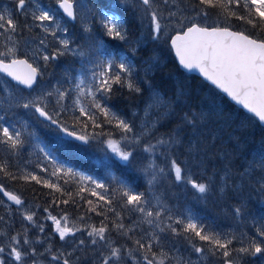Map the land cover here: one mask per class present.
<instances>
[{
	"label": "trees",
	"instance_id": "trees-1",
	"mask_svg": "<svg viewBox=\"0 0 264 264\" xmlns=\"http://www.w3.org/2000/svg\"><path fill=\"white\" fill-rule=\"evenodd\" d=\"M71 1L82 6L74 23L68 22L59 13L57 0H29L24 12L16 9V0H0V14L11 16L18 26L12 32L13 36L17 41L26 38L33 41L32 50L35 53L31 56H36L42 67V75L32 90H25L6 80L16 92L28 94L32 99L43 94L39 103L42 107L47 105L49 113L59 112L56 118L71 130L79 133L83 128L84 133L95 136L90 145L95 140L119 139L126 134L116 126L115 121L105 122L107 118L92 107L93 97L87 94L89 88L95 91L99 84V78L93 73L100 72L97 65L104 59L95 52L94 40L89 37L102 39L111 50L113 60L119 63V57L127 58L131 65L129 78L140 88V92L130 91L126 84H115L109 96L96 93V98L118 118L127 121L137 134H143L145 129L140 125L147 123L150 135H144L142 145L133 149L135 159L131 167L113 158L110 163L102 164L100 161L108 159H97L90 155L87 151L90 145L85 146V152L57 150L48 122L39 117L34 109L13 106V99L0 91V116L4 117L0 123L14 126L10 127V131H20L23 141L16 148L0 143V165H5L10 174L0 172V184L22 200L21 205L13 206L0 194V240L19 234L18 238L23 241L26 234L30 245L21 244V247L25 250L35 248L39 261L45 258L42 254L59 255L60 252L64 253L62 258L68 259L70 264H101L103 257L109 255L110 246L121 249L118 264H146L145 255L153 259L154 264H159L161 259L171 261L174 247L188 243L202 248L208 260L217 264L227 261L232 264H264L258 256H247L237 251L247 246L250 238L261 239L257 230L264 229V189L260 187L261 177L264 176L261 168L264 127L200 78L183 72L175 61L168 39L172 33L185 29L182 25L191 22L228 27L235 32L243 31L252 38H264V31L237 20L219 6L205 8L208 16L202 17L201 21L181 16L180 13L170 16L169 2L189 8L188 13L192 14L202 7L198 0H167V3L165 0H153L151 9L161 14L162 25H167L165 34L160 41L149 40L133 50V45L112 41L104 35L100 13L118 16L128 29L131 40L135 41L142 39V33L146 35L151 27L150 16L145 12L147 6L139 0H132L126 5L119 4L118 0ZM230 7L238 15H247V9L242 4ZM40 10L54 14L55 22L41 25L33 20L32 14H39ZM147 12L150 13L148 9ZM45 28L49 31L45 32ZM86 28L92 31L89 33L85 31ZM41 40L44 44L40 43ZM61 40L69 41L68 49H64ZM16 44L25 46L19 42ZM56 50L64 54L47 62L42 59ZM77 84L84 89V94L76 87ZM57 89L66 93L62 100H59ZM48 92L53 94L48 96ZM81 107L87 113L95 114L99 127H93L88 116L81 115ZM147 107L150 108L145 113ZM186 113L204 114L194 138L192 129L181 121ZM78 121L79 126L73 127ZM84 123L87 127H84ZM178 127L184 128L178 143L157 144L160 139L168 140L169 134ZM189 140L192 141L191 149ZM130 144L127 143L128 146ZM144 144L156 145L157 152L153 155L145 152L142 148ZM45 152H50L51 158ZM173 159L183 169L182 174L207 184L209 191L199 195L185 182L186 189L183 190V185L177 182L170 167ZM151 162L155 165V171H164L159 175L151 173L152 170L148 168ZM246 168L249 169L248 174L239 176ZM58 169L57 175H52ZM67 169L72 172L65 174ZM31 175L39 177L41 183L30 179ZM153 175L156 176L155 180L152 179ZM25 176L29 178L24 179ZM83 176L91 179L83 180ZM93 180L105 187L96 188ZM43 181L55 184L60 190L46 187ZM125 186L144 193L147 200L144 207L146 211L153 212L152 217H146L145 213L136 211L132 205H126V197L122 195ZM81 188L84 191H80ZM93 189L99 195H92ZM151 195L159 197L162 202L159 216L155 215ZM100 196L104 199L101 200ZM237 207L242 209L240 214L235 212ZM49 213L57 219L66 216L71 228L82 230L84 236L93 226L99 228L106 225V239L84 237V245L80 246V239L69 244L65 241V248L60 251L63 245L59 243L47 218ZM26 215H33V220L25 219ZM189 218L205 232L220 236L222 241L231 239L230 255L224 257L223 249L212 248L193 233H184L183 225L176 221L187 223ZM148 220L152 223H148ZM117 224H123L124 228L117 229ZM40 226H43V232ZM172 228H176L180 234L172 232ZM93 239L97 240L96 244H92ZM136 240L146 247L140 249ZM149 244L151 251L147 249ZM67 252H71V255H67ZM29 258L32 261V256Z\"/></svg>",
	"mask_w": 264,
	"mask_h": 264
},
{
	"label": "snow or ice",
	"instance_id": "snow-or-ice-1",
	"mask_svg": "<svg viewBox=\"0 0 264 264\" xmlns=\"http://www.w3.org/2000/svg\"><path fill=\"white\" fill-rule=\"evenodd\" d=\"M118 2L121 5H126L130 0H118ZM139 2L142 5L147 6V9H150L153 4V0H139ZM28 3L29 0H16V9L20 12H24ZM57 3L59 8L63 9L68 17H71L73 20L76 19L73 12V4L70 0H57ZM165 3H167V0H165ZM198 3L202 7L199 11H196L195 15L197 17H207L208 12L204 10L205 8L219 6L237 20L243 21L251 25L253 28H259L261 31H264V0H226V2H223V0H198ZM241 4L244 9H247V15H238L237 12L230 7L231 5L239 7ZM147 9H145V12L150 16L151 27L148 29L146 35L142 33V39H137L135 41L131 40L128 29L124 26V23L118 16H109L107 13L101 12L100 26L104 29V35L111 38L112 41H120L133 45V50L146 44L149 40L160 41L161 37L165 34L167 25H162L161 14H158L156 11L148 13ZM171 15L174 14L170 13V16ZM32 18L35 21H39L41 25L45 22H55L54 14H50V11L45 10H40L39 14L34 12ZM17 27V24L11 16L6 17L5 15L0 14V31L15 32ZM182 27H185L186 30L182 33L178 32L175 36L168 37V39L171 40L172 47L176 51V55L179 57L180 64L189 71L193 69L199 70L207 80L211 81L212 84L216 85L238 104H241L249 113L254 114L261 123H264V38H252L249 35L244 34L243 31L233 32L230 31L228 27H221L219 25L210 26L206 22H191L188 25H182ZM44 31L48 32L49 29L45 28ZM64 31L67 32L68 29L65 28ZM85 31L90 33L92 29L86 28ZM52 35H55V32H52ZM9 39H11V37H9ZM89 39L94 40L95 52L99 56L104 57L103 61L97 65L101 69L100 72L93 73V76L99 78V84L95 87V91L89 88L87 92L88 95L93 97L91 102L92 107L97 109L107 118L105 121L106 123H113V121H115L116 126L125 134L132 133L133 128L127 121L118 118L111 109L104 106L101 101L96 98V93H102L105 97L109 96L112 92L113 85L115 84L121 86L126 84L130 91L140 92V88L133 84L129 78L131 76V65L127 61V58L123 56L119 57V63L113 60L111 58V50L104 44L102 39L93 37H89ZM40 43L44 44V41L41 40ZM60 43L64 46V49L69 48L68 40H61ZM63 54L64 52L56 50L54 54L44 55L42 59L47 62L50 59H56ZM15 55V47H9L6 51L0 52V72L6 73L13 80L29 89L33 88L34 85L37 84L38 76L42 75V73L39 71L38 67H33V65L28 63L25 59L13 58L10 62L6 63L2 58L7 56L15 57ZM113 69H116V71H113ZM80 83L82 84L83 80H81ZM76 87L80 90L81 94H84V89L80 88V84H77ZM4 90H6V85L0 87V91ZM56 91L59 100H62L66 93L59 89ZM52 94V92L46 93L48 96H51ZM42 98L43 94L33 99H17L12 97L14 101L13 106L23 109H34V111L39 114V117L43 118L44 121H47L48 126H51V131L54 134V146L57 150L66 149L75 152L86 151L85 146H89L91 140L95 139V136H90L84 133L83 128H81L79 133L71 130L65 123L56 118L59 116V112L49 113V111L46 110L47 105H44L43 107L40 105L39 101ZM80 112L81 115L88 116L93 127H99L94 113H87L83 107L80 108ZM203 118V113L199 116L193 113H186L181 117L182 124L192 129L191 135L193 138L199 131L197 125ZM3 119L4 117L0 116V121ZM79 123L80 122L78 121L73 127L79 126ZM10 127L14 128V126H5L3 123H0V143H6L10 147L16 148L23 143L21 140V133L17 130L10 131ZM84 127H87L86 123H84ZM182 131H184V128L178 127L173 133L169 134L168 140L160 139L157 141V144L164 145L178 143ZM32 135H34V133ZM121 139L124 141L129 140L127 135L123 136ZM132 142L139 143V137L134 136L132 141H129V143ZM197 143L199 142L197 141ZM191 147L192 141L189 140V148L191 149ZM107 148L110 149L111 153L114 154V157L124 166H132V162L135 159V151L130 149L127 144L122 145L121 141L109 139L107 141ZM155 148L156 145L148 144L143 150L145 152H150ZM261 149V168L264 170V144L261 145ZM41 150L44 151V149ZM45 155L51 158L50 152H45ZM110 161L111 158H108L107 161L102 160L100 163L105 164L110 163ZM170 167L174 172L177 181L187 182L193 189L201 194L209 191V186L207 184L197 182L195 179L191 178V176L182 174L183 169L175 159L171 161ZM58 171H60V169L54 171L52 175H57ZM163 171V169H160V172ZM0 172H4L5 175H10L7 173L5 165H0ZM71 172V169H67L65 174ZM248 172L249 169L246 168L244 172L239 173V176L243 177L248 174ZM73 175H75V173H73ZM28 178L29 176L24 177V179ZM30 179L35 180L37 183H41L40 178L35 175H31ZM81 179L91 178L81 177ZM152 179L155 180L156 176L153 175ZM43 183L46 187L55 188L57 191L60 190L53 183H49L48 181H43ZM92 183L95 184L96 188L103 189L105 187L103 184H100L95 180H93ZM260 187L261 189H264V176L261 177ZM80 191H84V189L81 188ZM0 192H3V194L16 205L22 204V200L17 195L4 191L3 185H0ZM92 195L99 194L93 189ZM122 195L126 197V205H132L136 211L145 213L146 217L153 216V212L146 211L144 207L147 200L145 199L143 192H138L125 186ZM100 199L103 200L104 197L100 196ZM64 203H67V201H64ZM88 203L91 204L92 201H88ZM92 210L95 211V209ZM45 211H47V209H45ZM241 211L242 209L240 207L235 209L237 214H240ZM155 215L159 216L160 213L156 212ZM47 218L55 224V230L59 233L61 240L70 234L74 235L73 228L67 226L66 216L62 217L65 221L64 226H61L60 219H57L50 213ZM25 219L32 221L33 215H26ZM147 222L152 223L151 220H148ZM176 223L183 225L184 233H193L195 237L199 238V240L208 242L212 248L223 249L224 257L230 255L229 245L232 243L231 239H224L222 241L220 236L205 232L202 227H198L197 223L192 218H189L187 223L183 220H177ZM106 227V225H102L99 228L93 226L88 235L98 237L99 240H105ZM116 227L117 229H123L124 225L117 224ZM171 230L172 232L177 233L176 228H172ZM40 231H44L43 226H40ZM76 231H79V229H76ZM257 233L261 239L258 240L256 237L250 238L247 246L241 247L237 249V251L247 256H258L261 261L264 262V229H258ZM18 236L11 237V243L7 245V255L12 260L16 261L17 264H26L29 256L36 255V249L30 248L29 250H25L21 247V244L30 245V241L26 234L23 241H21ZM91 242L92 244H96L97 240L93 239ZM79 243L83 244L84 241L81 240ZM135 243L139 245L140 249L146 247L140 240H136ZM193 247L196 252L203 251L202 248L195 247V245H193ZM147 249L148 251H151V244L147 245ZM46 251H50V249H46ZM5 252L6 248L0 246V254H4ZM68 255H71V253H68ZM154 255L155 254H153V256ZM63 256L64 253H60L59 255H52L51 259L60 261ZM120 260L121 249L110 246L109 255L103 257L101 264H113V262H117L118 264ZM144 260L147 261V264H153V259H149L147 255L144 256ZM0 264H5L3 255H0ZM31 264H37V261L33 259ZM62 264H70V261L65 258L63 259ZM159 264H164L163 259L159 260ZM226 264H232V262L227 261Z\"/></svg>",
	"mask_w": 264,
	"mask_h": 264
},
{
	"label": "rangeland",
	"instance_id": "rangeland-1",
	"mask_svg": "<svg viewBox=\"0 0 264 264\" xmlns=\"http://www.w3.org/2000/svg\"><path fill=\"white\" fill-rule=\"evenodd\" d=\"M130 3H132V0H130ZM169 7H170V12L174 15H177L178 13H180L181 16L184 17H192L195 18V21H201V18L203 16L197 17L195 15L196 11H194V13H188L189 12V8H186L182 5H180L179 3H175V2H169ZM149 12L151 11H156L157 13L159 12L158 10L155 9H148ZM82 11V6L81 5H76V14H80ZM159 14V13H158ZM204 18V17H203ZM184 29L181 32H183ZM178 32H174L171 35L173 36L174 34H176ZM170 35V36H171ZM171 36V37H172ZM9 37H11V39H9ZM0 52H4L7 50V48L9 47H15L16 48V55L15 57L12 56H7V57H2L5 62L10 61L13 58H25L27 59L31 64H33L35 67H38L39 71L42 70L41 67V61H39L38 58L32 57L31 55H33L35 52H33L32 50V40L29 39H24L23 41H17L15 39V37L13 36L11 31H0ZM16 42L21 43L22 45H25L24 47H19ZM6 85V90H4L3 92L5 93V96H7L8 98L15 97L17 99L19 98H27V99H32V97L30 95H24L21 92H16L15 89L10 86V84L8 83V81L0 75V87H3ZM150 107H147L144 112L146 113L148 111ZM140 127H144V132L143 134H137L134 131L132 133L126 134L129 138L128 141H124L122 140L120 137L119 139H114V140H118L121 141L122 145L127 144L129 141H132V138L135 137H139V143H135L132 142L128 147L130 149H134L136 147H140L142 145V141H143V136L144 135H150V127L147 123H144L143 125H140ZM125 136V135H124ZM149 138H147L148 141ZM108 141V140H107ZM107 141H93V143L88 147L87 151L90 155L95 156L97 159H108V158H113L116 159L114 157V154L111 153L110 149L107 148ZM154 145V144H152ZM145 146H147V144H144L142 148H144ZM85 152V151H84ZM157 152V149L155 148L154 150L150 151L149 153L151 155L155 154ZM117 160V159H116ZM149 169L152 170L151 173L155 174V175H159L160 171H155V165L153 162L150 163V165L148 166ZM173 172V171H172ZM81 173V172H79ZM174 173V172H173ZM175 176V174H174ZM86 177V176H83ZM84 180V179H83ZM178 183L183 185V190L186 189L184 182L185 181H177ZM186 185L190 186V184H188L187 182H185ZM198 193V192H197ZM199 195H203L201 193H198ZM151 199L153 200V207L156 209V212H161L162 210V202L160 200L159 197L151 195ZM61 220V226H64L65 221L62 218H59ZM51 222V227L53 228V231L55 233V235L58 237L59 239V243L61 245H63V247H61L62 251L65 248L64 242L66 241L68 244L71 243L73 240L76 239H80V240H85L84 237L87 238H92V236H89L88 233L85 234V236L83 235V231H76L74 230V235L70 234L68 236H66L63 240L60 239L59 237V233L55 230V224L48 219ZM67 226L71 228L68 220H67ZM83 232V233H82ZM81 235V236H80ZM71 239V240H70ZM11 243V239L8 237L3 238L2 240H0V246H4L6 248V252L4 254H0L3 255L4 259H5V264H17L16 261L12 260L8 255H7V245ZM81 244L79 243V246ZM84 245V243L82 244ZM56 247H58L55 244ZM196 247V246H195ZM68 253L71 252H67L66 254L68 255ZM172 253L174 254L173 257L171 258V261L169 262L168 260H164V264H217L215 262L209 261L207 255L202 251V252H196L195 248L193 247L192 243H188L187 245H178L176 247H174L172 249ZM60 254V252H59ZM45 258L43 260H38V256H32L31 260L35 259L37 261V264H62L63 259L65 258H61L60 261H55L52 260L51 257L52 255H50V253L48 254H42ZM54 255H57L56 253ZM26 264H31L30 258H27ZM147 264V262H146ZM154 264V263H153Z\"/></svg>",
	"mask_w": 264,
	"mask_h": 264
},
{
	"label": "water",
	"instance_id": "water-1",
	"mask_svg": "<svg viewBox=\"0 0 264 264\" xmlns=\"http://www.w3.org/2000/svg\"><path fill=\"white\" fill-rule=\"evenodd\" d=\"M70 2L73 4V12H74V15L76 16V13H75V3H74L73 1H70ZM57 8H58L59 12L62 14V16H63L65 19H67L70 23H74V22H75V19L73 20L71 17H68L67 14L64 13L63 9L59 8L58 3H57ZM185 30H186V29H185ZM185 30H184V31H185ZM229 30H230V31H233V30H231V29H229ZM233 32H235V31H233ZM176 34H177V33H176ZM176 34H174L173 36H175ZM169 45H170V48H171V50H172V52H173V55H174V58H175L176 63L178 64L179 68H180L183 72H185V73H187V74H190V75H195V76H197L198 78H200L202 81H204L205 83H207L208 85H210L211 87H213L216 91H218V93H220L222 96H224V97H225L229 102H231L233 105H235L236 107H238L239 109H241V110L244 111L245 113L251 115L254 119L257 120V122H258L261 126L264 127V123H261V122L258 120V118L254 116V114L249 113V112L247 111V109H244L243 106H242L241 104H238L235 100H233L230 96H228L226 93H224V92H223L221 89H219L216 85L212 84V82L209 81V80H207V79H206V78H205V77L199 72V70H197V69H193V70L189 71V70L185 69V68L180 64V62H179V57L176 55V51H175V49H174V48L172 47V45H171V40L169 41ZM19 59H24V58H19ZM25 60H26V59H25ZM27 61H28V60H27ZM9 62H10V61H9ZM6 63H8V62H6ZM28 63H30V62L28 61ZM30 64H31V63H30ZM33 67H34V66H33ZM0 74H1L2 76H4L5 78H7V79H8L11 83H13L14 85H17L18 87L23 88V89H25V90H32V89L35 87V85H34L33 88L29 89V88H27L26 86L20 84L19 82L13 80V79H12L10 76H8L6 73L0 72ZM38 78H39V76H38ZM38 78H37V80H38ZM42 119H43V118H42ZM0 185H1V184H0ZM4 191H7V190L4 189ZM7 192H8V191H7ZM0 194H1V195L3 196V198H4L8 203H10L11 205H13V206H19V205H16L13 201L9 200L8 197L5 196V195L3 194V192H0ZM225 264H226V263H225Z\"/></svg>",
	"mask_w": 264,
	"mask_h": 264
}]
</instances>
